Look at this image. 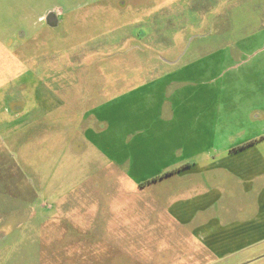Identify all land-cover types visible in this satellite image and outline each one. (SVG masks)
<instances>
[{"label": "rangeland", "instance_id": "obj_1", "mask_svg": "<svg viewBox=\"0 0 264 264\" xmlns=\"http://www.w3.org/2000/svg\"><path fill=\"white\" fill-rule=\"evenodd\" d=\"M0 264H264V0H0Z\"/></svg>", "mask_w": 264, "mask_h": 264}, {"label": "flooded vegetation", "instance_id": "obj_2", "mask_svg": "<svg viewBox=\"0 0 264 264\" xmlns=\"http://www.w3.org/2000/svg\"><path fill=\"white\" fill-rule=\"evenodd\" d=\"M59 15L52 10H47L44 12V15L37 19V21L41 24H46L49 27H56L59 25Z\"/></svg>", "mask_w": 264, "mask_h": 264}, {"label": "crops", "instance_id": "obj_3", "mask_svg": "<svg viewBox=\"0 0 264 264\" xmlns=\"http://www.w3.org/2000/svg\"><path fill=\"white\" fill-rule=\"evenodd\" d=\"M44 15V13L43 14H41L38 18H40V17H42ZM167 75H170L169 73L167 74ZM200 137V136H199ZM201 138V137H200ZM251 140H253V139H251ZM248 141H250V140H248ZM245 142H247V141H245ZM243 143H244V141H243ZM251 145V144H250ZM203 153H205V151H199V152H195V154H193V153H190V155H188V157L190 158V156L191 157H194V156H200V155H202Z\"/></svg>", "mask_w": 264, "mask_h": 264}, {"label": "trees", "instance_id": "obj_4", "mask_svg": "<svg viewBox=\"0 0 264 264\" xmlns=\"http://www.w3.org/2000/svg\"><path fill=\"white\" fill-rule=\"evenodd\" d=\"M254 142V141H253ZM253 142H249V143H247V144H243L242 146H240L239 148H243V147H245V146H247V145H250V144H252Z\"/></svg>", "mask_w": 264, "mask_h": 264}]
</instances>
